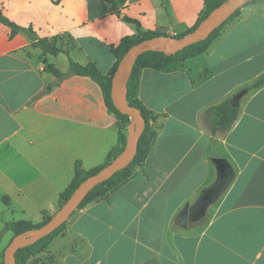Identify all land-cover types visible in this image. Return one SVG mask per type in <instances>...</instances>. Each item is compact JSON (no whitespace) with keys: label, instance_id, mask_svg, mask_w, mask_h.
<instances>
[{"label":"crops","instance_id":"crops-1","mask_svg":"<svg viewBox=\"0 0 264 264\" xmlns=\"http://www.w3.org/2000/svg\"><path fill=\"white\" fill-rule=\"evenodd\" d=\"M204 2L127 0L115 11L104 0H0V8L37 39L70 35V58L108 74L111 48L137 33L126 18L176 36L196 25ZM11 32L0 23V231L55 214L76 162L92 170L119 144L98 83L46 73L57 56H41L26 34ZM262 75V4L242 8L203 55L142 69L137 96L159 115L154 145L132 179L74 212L48 254L57 264H264V86L241 99L226 133L204 123L206 110ZM213 158L228 162L225 174Z\"/></svg>","mask_w":264,"mask_h":264},{"label":"trees","instance_id":"trees-1","mask_svg":"<svg viewBox=\"0 0 264 264\" xmlns=\"http://www.w3.org/2000/svg\"><path fill=\"white\" fill-rule=\"evenodd\" d=\"M109 3L115 11H119L120 8L124 7L127 0H104ZM229 0H205L204 9L201 12L196 25L183 34L176 35L174 37L181 38L188 33L194 31L202 21H204L215 9L224 5ZM254 4H262L264 5V1H253L246 4L244 7L254 5ZM243 7V8H244ZM242 9V8H241ZM241 9H238L223 25L217 28L207 40L199 42L195 45H192L183 51L177 53L176 55L166 56L163 53L157 52H146L141 55L133 68V72L128 81V94L127 100L130 106L138 108L142 116L145 120V129L139 140L138 153L132 163L125 169L117 172L112 178L105 181L104 183L95 187L84 199L81 205L77 210L83 209L87 205L95 202H99L102 200H106L112 193L118 190L122 185L126 184L130 179L135 175V171L137 168L143 166L144 161L154 145L156 138L158 136L159 128L156 125L159 115L155 114L152 111H149L142 103V101L137 96V86L139 81V74L142 69L148 68L153 70H163L172 64L182 63L186 60L197 58L203 55L210 45L220 37V33L222 29L229 23L233 22L237 18H239ZM126 21L132 22L136 24L137 33L133 36H128L122 39L120 44L116 47H112L111 51L116 58V63L112 70L108 74H103L95 63L88 62L87 64H79L73 61L70 56V50L76 48L74 43V39L70 35H62L56 36L52 39H37L34 35V32L31 28H22L16 25L14 22L10 21L7 17L4 16L1 8H0V23L7 26L11 29V34L16 35L18 33L26 34L32 40V48L38 49L41 51V56H58L60 54H66L69 57V66L70 70L68 73H61L54 65L47 64L45 62V72L52 74L54 77L63 80L72 75H79L89 77L94 80L101 87L106 106L111 115H113L116 119V126L119 132V144L118 146L108 155L105 163L99 167H96L92 170L86 171L82 168L80 162H76L75 164V175L70 183V185L60 194L59 202H58V210L68 201V199L72 196L75 190L89 177L97 174L102 169L107 167L121 152L124 150L127 136L126 133L128 131V125L130 124V118L127 115L121 114L114 106L113 101L111 99V88H112V79L113 76L121 62L123 56L127 53V51L138 44L139 42L150 39L158 36H169L166 33H158V32H146L143 31L138 24V22L133 21L131 19L126 18ZM264 86V75L260 76L254 83L245 89L250 92L257 90ZM45 92L40 93L35 97V99L39 98ZM240 115V105L233 106L231 104V99L224 100L219 104H216L210 107L204 113V123L212 134L226 133L229 131L234 123L237 121ZM51 217L48 216V213H45V218L42 223L34 225L28 221H18L13 223L6 224L2 230L0 231V241L6 233L12 232L13 237L19 236L22 234H26L30 231L36 230L44 226L50 221ZM66 223L55 230L51 235L41 239L34 245L26 247L24 249L19 250L16 253V264H29V261L37 256L47 252L50 244L59 236L63 230L65 229ZM11 239V240H12ZM10 240V242H11ZM9 242V243H10ZM5 251V250H4ZM4 251L1 254V262L0 264H4ZM52 262L56 263L55 259L51 257ZM57 264V263H56Z\"/></svg>","mask_w":264,"mask_h":264},{"label":"water","instance_id":"water-1","mask_svg":"<svg viewBox=\"0 0 264 264\" xmlns=\"http://www.w3.org/2000/svg\"><path fill=\"white\" fill-rule=\"evenodd\" d=\"M253 1L264 0H229L215 9L200 25L187 35L177 38L174 36H158L143 40L131 47L123 56L112 79L111 99L115 108L130 118L128 137L124 150L107 167L85 180L72 194L68 201L55 213L48 214L50 221L39 229L26 234L15 236L4 251V264H16V253L34 245L41 239L51 235L55 230L67 223L77 211L86 196L98 185L112 178L117 172L127 168L138 153L139 140L145 129V120L141 111L128 104V81L133 72L137 59L146 52L163 53L166 56L176 55L184 49L205 41L221 25H223L238 9ZM59 84L56 79L49 87L52 89ZM248 93L246 89L240 91L231 101L238 106L241 99ZM219 172L225 174L229 164L225 159L213 158Z\"/></svg>","mask_w":264,"mask_h":264},{"label":"rangeland","instance_id":"rangeland-1","mask_svg":"<svg viewBox=\"0 0 264 264\" xmlns=\"http://www.w3.org/2000/svg\"><path fill=\"white\" fill-rule=\"evenodd\" d=\"M71 57L74 60V57L73 56H71ZM49 62L53 63L63 73H68L70 70V68H69V57L65 54H60L57 57H49ZM247 98H248V96H246V99ZM10 240H11V237L9 235L3 240V242H2V240L0 241V254H2L1 252H3L6 249V247L9 245ZM1 260L2 259H1V255H0V261ZM29 264H56V263L55 262L53 263L51 260V256L48 254V252H45L41 255H37V256L33 257L29 261Z\"/></svg>","mask_w":264,"mask_h":264}]
</instances>
